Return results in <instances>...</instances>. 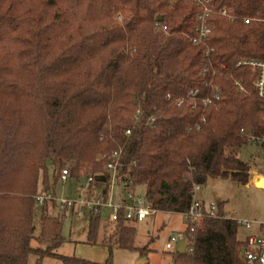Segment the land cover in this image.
Segmentation results:
<instances>
[{"label":"trees","instance_id":"trees-1","mask_svg":"<svg viewBox=\"0 0 264 264\" xmlns=\"http://www.w3.org/2000/svg\"><path fill=\"white\" fill-rule=\"evenodd\" d=\"M215 2L231 17L218 10L195 44L201 9L187 0H0V264H29L32 254L37 264H97L57 252L67 212L53 213L55 187L66 168L69 179L107 183L114 150L156 212L185 214L194 184L251 181L235 150L264 135V99L252 68L237 63L264 60V0ZM43 191L53 198L39 206ZM101 220L90 221L94 243ZM242 228L220 205L172 262L245 264ZM136 236L123 217L110 234L149 264ZM109 245L104 264H114Z\"/></svg>","mask_w":264,"mask_h":264},{"label":"built area","instance_id":"built-area-1","mask_svg":"<svg viewBox=\"0 0 264 264\" xmlns=\"http://www.w3.org/2000/svg\"><path fill=\"white\" fill-rule=\"evenodd\" d=\"M200 7V11L196 15V36L194 37L195 44H202L208 39L211 34L210 19L214 13L219 10V13L224 16H230L227 8L218 9L215 0H187ZM231 17V16H230ZM249 23L250 19H246ZM167 29L166 26H163ZM210 50L206 52L209 54ZM238 66H249L252 68L254 76L255 90L260 97L264 99V60L254 58H243L238 61ZM239 90L245 91L244 86L240 81H236ZM197 94V91L193 92ZM170 98L171 95H168ZM219 98V97H218ZM182 102L179 101V105ZM211 103L210 99H205L204 104ZM131 130L127 131L130 134ZM257 143L263 146L264 135L249 136V143ZM264 147V146H263ZM121 150H114L108 158L106 171L109 173L108 182H103L96 179L94 176L87 178L85 185L82 187L79 199L76 201L61 200V211L68 212L70 208L76 211V217L81 220L100 216L103 219L104 210L108 215L107 223L114 226L120 222L123 217L128 222H140L147 217L156 213L146 196L137 194L135 191L136 185L128 173H124V165L121 163ZM99 173L98 175H103ZM70 170L64 169L61 174V181H68ZM192 179V174L189 175ZM201 188L200 184H194L192 187L193 199L192 203L185 213L187 219V229L183 232H174L166 241L165 250L170 252L176 246L175 251H179L181 241L186 243V250L192 248V242L196 238L200 228L204 223L218 217L219 204L201 200L196 197V191ZM264 190V187H262ZM51 192L43 191L37 196V204L43 206L46 200L52 199ZM78 208V209H77ZM239 223L251 231L247 239V246L243 253L245 264H264V222L258 221H240Z\"/></svg>","mask_w":264,"mask_h":264},{"label":"rangeland","instance_id":"rangeland-1","mask_svg":"<svg viewBox=\"0 0 264 264\" xmlns=\"http://www.w3.org/2000/svg\"><path fill=\"white\" fill-rule=\"evenodd\" d=\"M238 157L250 163L253 169H257L260 165L261 158H264V148L257 143H248L235 150ZM264 168V167H263ZM51 172L53 171L50 166ZM264 171V169L262 170ZM264 178V177H262ZM260 179L256 178L258 183ZM264 186V184H261ZM261 187V186H259ZM82 190V184L75 178L68 181H59L55 187L56 197L59 207L53 212L55 215L60 214L61 200L76 201L79 199ZM137 194L146 196L147 188L145 185H137L135 187ZM198 197L222 205V211L226 217L244 221L264 222V190L256 188L253 185H243L231 180L210 179L206 185H201V189L197 193ZM78 209V208H77ZM40 213V210H39ZM108 215L104 210L103 221H106ZM105 223V222H104ZM110 224V223H109ZM112 225V224H111ZM91 222L89 219L81 220L76 217V211L70 208L65 217L64 235L66 242L59 250H65L74 255L75 245L80 241L87 240L90 231ZM187 227L186 215L182 213L159 212L150 217L146 222L136 223L137 236L136 245L140 247L149 246L151 252L149 254L150 264H168L172 260V252L176 250V246L170 252L165 250L166 241L176 231H184ZM106 226L101 225L99 239L103 238ZM40 223L38 216V224L36 234H39ZM251 232L242 228L241 237L245 239ZM34 246L39 243L34 239ZM48 260V259H46ZM53 264H65L59 259H49ZM48 260V262H49ZM29 264H37V256L32 254L29 258Z\"/></svg>","mask_w":264,"mask_h":264},{"label":"crops","instance_id":"crops-1","mask_svg":"<svg viewBox=\"0 0 264 264\" xmlns=\"http://www.w3.org/2000/svg\"><path fill=\"white\" fill-rule=\"evenodd\" d=\"M260 162L262 164H264V158H261ZM263 167L264 166H262V165L257 167V169H253V167H252V171H251L252 179L247 185H253L256 188L263 189L262 187L257 186V181H256V178H259L260 180H263V178H262V177H264V171H262L264 169ZM199 190L196 191V197L198 199L204 200V199L198 197L197 193L199 192ZM219 210H220V205H219ZM60 212L63 213L62 211H60ZM158 213H159V211H157L155 214L147 217L143 221L133 222L132 224H134L136 226V223L146 222L150 217H153V216H155ZM102 224H104L106 226L105 233H104L102 239H99V236H98L97 242H95V243L90 241L89 238H87V240H85V241L78 242L75 245V248H74L75 249L74 255L72 253L66 252L65 250H61V252H59V250L62 248V246L57 249V252L59 254L65 255V256H76V257L88 260V261H90L92 263L104 264L107 261L109 255H110V247H109L110 246L109 243H110L113 246V261H114V264H140V262H143V260L140 257V252L138 250H130V249H125V248L118 247L116 245L117 239L111 240L110 234L113 232V230H114L116 225L115 226L113 224L111 225V224L107 223V220L103 221V219L101 220V225ZM100 228H101V226H100ZM186 229H187V227H186ZM176 232H182V231H176ZM88 237H89V235H88ZM138 247H140V246H138ZM46 259L49 260V259H58V258L45 257L43 259V264H53L52 262H50V260L48 262V260H46ZM171 263H173L172 260H171ZM171 263H168V264H171ZM149 264H150V260H149Z\"/></svg>","mask_w":264,"mask_h":264},{"label":"water","instance_id":"water-1","mask_svg":"<svg viewBox=\"0 0 264 264\" xmlns=\"http://www.w3.org/2000/svg\"><path fill=\"white\" fill-rule=\"evenodd\" d=\"M158 21H162L163 20V17L162 16H158L157 18ZM263 146H264V143H263ZM87 181V177H83L81 179V183L84 185ZM180 252H185L186 251V243L184 240L181 241V244L179 246V249H178ZM245 252V249L242 250V253ZM143 262H140V264H142ZM171 264H174V263H171Z\"/></svg>","mask_w":264,"mask_h":264},{"label":"bare ground","instance_id":"bare-ground-1","mask_svg":"<svg viewBox=\"0 0 264 264\" xmlns=\"http://www.w3.org/2000/svg\"><path fill=\"white\" fill-rule=\"evenodd\" d=\"M262 181H263V182H262ZM261 184H264V178H263V180H259V181H258L257 186L264 187V186H262Z\"/></svg>","mask_w":264,"mask_h":264}]
</instances>
